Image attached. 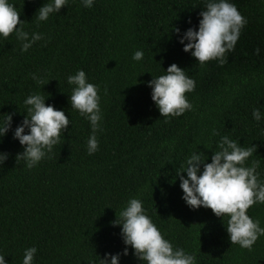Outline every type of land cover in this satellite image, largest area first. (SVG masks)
Wrapping results in <instances>:
<instances>
[{
	"label": "trees",
	"instance_id": "trees-1",
	"mask_svg": "<svg viewBox=\"0 0 264 264\" xmlns=\"http://www.w3.org/2000/svg\"><path fill=\"white\" fill-rule=\"evenodd\" d=\"M10 2L24 30L45 39L21 53L14 34L0 38V115L14 114V129L26 114L23 100L40 92L46 106L63 109L70 123L52 153L32 169L17 162L23 148L11 130L0 138V152L8 154L0 165V254L8 264H22L24 249L33 246L34 264H99L105 253L122 252L120 226L113 222L137 196L165 238L194 253L197 264H264V236L251 250L231 244L227 217L190 209L176 176L194 148L210 163L216 142L228 135L256 146L248 163L258 160L264 179V122L258 125L251 116L253 107L264 113V0H230L247 24L223 65L203 66L182 50L174 29H195L204 0H94L92 8L69 0L39 24L35 15L47 0ZM136 50L144 52L141 61L132 59ZM173 63L196 87L186 93L192 111L166 118L147 82ZM77 70L98 85L101 98L103 131L91 155L90 124L69 99L67 76ZM32 73L46 84L38 86ZM247 214L264 227V204ZM120 264L142 262L129 247Z\"/></svg>",
	"mask_w": 264,
	"mask_h": 264
},
{
	"label": "clouds",
	"instance_id": "clouds-1",
	"mask_svg": "<svg viewBox=\"0 0 264 264\" xmlns=\"http://www.w3.org/2000/svg\"><path fill=\"white\" fill-rule=\"evenodd\" d=\"M68 3L69 0H47L37 10L36 23L47 21ZM80 3L85 8H92L94 0H80ZM199 17L195 29L189 27L183 32L178 27L174 29L177 42L199 65H206L210 61L223 65L226 54L234 49L247 19L230 0H204V10L199 13ZM188 23L191 24V20ZM23 25L14 4L10 0H0V38L7 39L14 34L20 43L21 53L45 39L43 33H29ZM143 57L142 50H136L132 55L134 61H141ZM31 78L40 87L46 84L44 78L36 73H32ZM67 83L71 86V109L78 111L90 124L91 133L86 147L91 155L98 150L97 132L103 131L99 87L89 82L83 70L68 75ZM147 86L151 89V100L161 116L179 117L186 111H192L193 105L186 93L194 91L196 81L175 63L162 75L153 76ZM45 100L46 97L40 92L28 95L23 100L26 114L14 129V114L0 115V138L12 131V138L23 148L16 156L17 162L23 160L28 169L37 166L52 153L70 123L63 109L57 110L52 104L46 106ZM251 116L258 125L264 122V113L260 108L253 107ZM213 135H218L216 130H213ZM216 149L212 152L210 163L206 162L208 157L196 148L185 157L176 171L183 192L181 198L190 209L210 208L215 216L227 217L226 231L231 244L251 250L257 239L264 236L260 219L254 220L247 214L251 206L264 204V179L260 178V172L257 171L260 162L252 160L248 163L256 152V146L245 147L230 136L221 135L216 142ZM7 158V153L0 152V165ZM113 224L120 226V237L125 247L122 252L105 253L99 264H120L121 256L129 254V247L132 255L142 264H197L194 253L174 246L165 238L148 215L139 196L128 199ZM36 253L35 246L25 248L22 264H34ZM5 257L0 254V264H8Z\"/></svg>",
	"mask_w": 264,
	"mask_h": 264
}]
</instances>
